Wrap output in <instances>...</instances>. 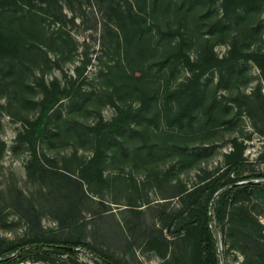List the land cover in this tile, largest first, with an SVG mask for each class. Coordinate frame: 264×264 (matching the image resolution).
Wrapping results in <instances>:
<instances>
[{"label":"rangeland","instance_id":"1","mask_svg":"<svg viewBox=\"0 0 264 264\" xmlns=\"http://www.w3.org/2000/svg\"><path fill=\"white\" fill-rule=\"evenodd\" d=\"M224 1L0 0V253L204 264L209 217L210 264H264V188H207L264 174V0Z\"/></svg>","mask_w":264,"mask_h":264},{"label":"trees","instance_id":"2","mask_svg":"<svg viewBox=\"0 0 264 264\" xmlns=\"http://www.w3.org/2000/svg\"><path fill=\"white\" fill-rule=\"evenodd\" d=\"M236 0H225L224 4L234 3ZM242 1V0H241ZM245 1V0H243ZM8 25H13L14 22H8ZM47 115L43 114L40 117L39 123L37 124L39 130L44 126V121L46 120ZM240 166V161L236 160L234 165L228 170L225 175H222L215 179L213 182L208 184V189L212 191V198L215 197L218 191L222 188H227L229 190L244 188L247 190L251 186L261 187L264 188V174L258 176H248L244 178H233L226 184H221V181L229 175L232 170H237ZM242 190V191H244ZM251 193V192H250ZM255 194V191L252 192ZM197 204V202H195ZM211 205L208 203L205 209H200L199 213L203 211H210ZM199 214L191 215L188 218H184L183 227H189L196 223ZM210 218L208 217L207 224L200 225V235H201V243H202V250H203V258L204 264H210L209 261V254L210 250L216 247V239L215 233L213 229V225L210 224ZM75 233L71 240L67 241H44V240H37V241H30L23 244H18L9 247L4 252L0 253V264H17L21 261L27 260L30 256L34 254H39L41 252L51 254H63L67 253L71 257L76 256L78 253V249L82 248L89 253H92L96 258L102 260L104 264H121L119 261L115 260L110 255L104 253L103 251L93 247L89 243L85 242L82 239L81 234L78 232V229H74Z\"/></svg>","mask_w":264,"mask_h":264},{"label":"built area","instance_id":"3","mask_svg":"<svg viewBox=\"0 0 264 264\" xmlns=\"http://www.w3.org/2000/svg\"><path fill=\"white\" fill-rule=\"evenodd\" d=\"M17 264H29V262L28 261H22V262H19Z\"/></svg>","mask_w":264,"mask_h":264}]
</instances>
